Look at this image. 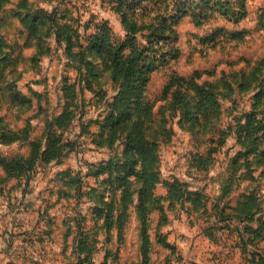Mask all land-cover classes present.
<instances>
[{
  "label": "rangeland",
  "instance_id": "rangeland-1",
  "mask_svg": "<svg viewBox=\"0 0 264 264\" xmlns=\"http://www.w3.org/2000/svg\"><path fill=\"white\" fill-rule=\"evenodd\" d=\"M20 1L4 0L0 6V57L9 53L13 59L7 67L0 65L5 74L0 85V129L21 137L10 144L0 139V152L8 156L27 155L33 141L45 142L48 121L67 105L66 85H73L77 94L73 106L76 118L64 130L65 141L74 142V146L65 147L61 161L40 163L28 176L5 181L0 169V264H76L74 234L68 242L64 241L66 221L76 217L79 210L91 217L95 200L89 191L92 187L103 189L101 181L87 174V163L107 160L123 148L120 143L112 151L93 140L100 132V124L92 120L106 113V101L117 93V87L110 71L103 66L89 73L78 57L66 52L65 41L58 43L53 31L40 53L37 41L28 36L26 25L14 14ZM130 1L136 4L128 10V17L142 26L137 37L143 45L149 41V25L170 16L177 8L199 11L201 4L200 0H127ZM221 1L232 7L224 6L215 13L205 11L203 21L192 14L176 18L175 44L181 51L180 57L155 71L146 90L147 100L154 104L148 118L149 137H160L162 182L156 193L166 195L167 183L176 182L182 191H200L204 203L197 211L188 212L194 207L189 201H163L165 222L155 211L150 237L155 239L157 222L161 221L159 230L173 247L152 241L150 264H249L234 232L216 227L214 236L208 235L215 219L211 214L226 185L231 189L229 197L234 204L244 193L257 189L264 210L262 155L251 160L257 179L244 166L233 173L232 166V158L240 149L233 126L239 117L251 113L256 94L264 89V0H245L243 10L239 0ZM28 4L49 12L57 9L63 21L75 26L76 39L84 44L99 27H109L114 39H123L128 33L116 10L118 0H28ZM227 8L231 9L230 15L224 14ZM243 11L245 15L235 21L234 12ZM80 50L79 44L73 45L74 53ZM175 75L195 78L209 91L212 89L219 109L198 111L195 92L189 89L185 91L189 102L180 106L174 103L172 90L170 96H164L165 86ZM257 112L259 116L264 113V95ZM200 156L214 158L209 169L205 164L200 167ZM64 171L73 176L80 172L84 193L81 199L78 195L60 194L66 178ZM94 224L91 219L86 222L88 226ZM139 227L140 219L133 207L120 240L115 232L112 240L105 242L106 233L99 232V251L91 264H139L143 255ZM260 247L264 248V239Z\"/></svg>",
  "mask_w": 264,
  "mask_h": 264
},
{
  "label": "trees",
  "instance_id": "trees-1",
  "mask_svg": "<svg viewBox=\"0 0 264 264\" xmlns=\"http://www.w3.org/2000/svg\"><path fill=\"white\" fill-rule=\"evenodd\" d=\"M3 1L0 0V6ZM118 1L119 6L116 7V10L121 14L122 22L128 32L126 37L114 39L109 27H104L102 30L99 27L96 33L88 37L86 44L76 39L78 36L75 34V26L69 21H63L57 9L49 12L44 7H32L28 4V0H21L14 13L26 25L28 36L37 41L40 53H43L41 48L45 44L46 38L55 33L58 43L65 41L66 52L73 57L74 55L78 57L79 61L86 65L89 73L93 74L96 68L103 66L105 70L110 71L113 85L117 87V93L111 100L106 101V113L101 114L99 119L92 120L93 123L100 124V132L93 136V140L99 145L108 146L112 151L120 143L123 148L121 152H115L107 160L87 163L89 166L87 174L101 181L104 187L101 185L100 188L103 189L100 191L92 187L89 191V195L95 200L90 210L91 217L88 214L80 213L79 210L76 217L66 221L68 229L64 234V241L68 242L69 237L74 234L72 242L74 243L73 252L77 259L76 264H91L93 262L95 254L99 251V232L106 233L105 242L109 243L115 232L120 240L123 236L122 227L129 220L133 207L140 219L139 228L142 242L140 250L143 255L139 264H150V256L153 252L152 241L165 247H173L159 230L161 221L165 222L164 219H166L163 201L173 202L181 198L184 202L189 201L194 207H190L188 212L197 211L204 205L200 191L186 189L182 191V187L176 182L167 183L168 192L166 195L162 196L156 193L157 186L162 182L158 150L160 137H156V139L149 137L148 118L152 116L154 104L147 100L146 90L155 71L180 57L181 51L175 44L178 38L174 31L177 23L176 18L192 14L203 21L205 11L210 10L211 13H215L222 10L224 6L230 8L232 6L229 2L221 0H200L199 11L192 7L189 9L177 8L170 16L162 17L156 23L149 25L152 29L147 36L149 41L148 44L143 45L137 37L142 26L138 27L137 22L128 17V10L136 3L127 2V0ZM244 2L245 0L237 1L242 6V10L245 8ZM230 8H227L224 14L230 15ZM197 12L200 13L196 15ZM243 13L244 11L242 13L234 12L236 15L234 20L239 21L245 15ZM77 44L80 45L81 50L74 53L73 45ZM10 61L12 63L13 59L9 53L0 57V65L7 67ZM4 77L5 74L0 69V85ZM65 89L66 97H68L67 105L62 113L48 121L45 142L33 141L31 151L27 155L8 156L0 152V169L5 174L3 180L31 175L40 163L49 164L61 161L65 156V147L67 145L74 146V142L67 143L65 141L64 130L76 118L73 106L77 94L73 85H66ZM173 89L175 90L173 91ZM188 89L195 92V107L198 111L207 112L210 107L219 109L218 99L214 97L215 92L212 89L209 91L195 78L173 76L164 88V96H170L172 90L174 103L180 106L189 102L185 94ZM262 95H264V89L256 94L254 109L251 113L239 117L233 126L237 142L240 144V149L232 158L233 173L239 172L244 166L249 170L253 179H257V177L253 175L252 158L262 155L260 162L264 164V113L259 116L257 112ZM196 119L200 120V117ZM161 135L162 132L158 136ZM166 135L170 137L169 132ZM20 138L18 133L11 134L7 130L1 131L0 129V139L3 143L10 144ZM198 159L200 167L205 164L206 169L210 168L214 160L211 156L206 158L200 156ZM62 175L66 178L61 183L60 194L69 197L78 195L81 199L84 193L82 192L83 182L80 172L78 176H73L71 172L66 171ZM261 175H264V170ZM256 190L252 189L244 193L241 199L234 204L229 197L230 187L224 186L221 196L216 199L211 214L215 218L214 224L209 228L210 231L207 230V233L213 237L216 227L234 232L238 238L241 253L245 254L247 262L249 264H264V248L260 247V243L264 239V215L262 214L264 210ZM155 211L160 212L161 221L157 222L155 239L152 240L149 229L152 214ZM89 219L93 220L95 224L86 225ZM65 246H68L67 243ZM109 252L108 249L106 261Z\"/></svg>",
  "mask_w": 264,
  "mask_h": 264
}]
</instances>
